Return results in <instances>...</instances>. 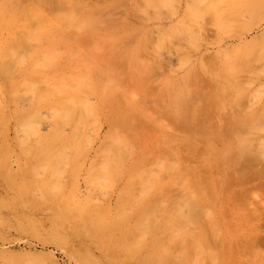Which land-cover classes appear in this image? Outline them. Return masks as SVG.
Instances as JSON below:
<instances>
[{
	"label": "rangeland",
	"instance_id": "374dc122",
	"mask_svg": "<svg viewBox=\"0 0 264 264\" xmlns=\"http://www.w3.org/2000/svg\"><path fill=\"white\" fill-rule=\"evenodd\" d=\"M5 1L0 0L1 52L9 51L14 29L31 31L29 21ZM80 2L96 22L82 21L81 28L65 30L49 23L47 31L51 29L53 37L45 40L43 35L32 41L26 58L25 53L18 55L21 65L15 66L10 77L0 74V264H264V0ZM40 14L46 16L41 9ZM52 42L56 45L55 59L42 66ZM37 59L40 61L35 64ZM78 81L88 82L87 95L82 97L95 117L86 123L64 122L56 128L59 104L54 98H40V92H63L67 87V99ZM183 86L192 89L197 100L189 109L184 108L188 111L178 110L188 114L192 110L190 119L182 114L173 122L168 103L174 97L171 94ZM210 88L213 91L209 93ZM200 91L215 97L227 95L225 104L215 110L207 106L217 116H200L206 106L198 100ZM42 99L47 106L39 103ZM33 109L43 138H50L59 129L67 139L44 149L36 144V138H28L18 117ZM154 110H158L156 114ZM239 116L241 126H249L242 134L251 143L247 154L255 155L256 164L244 154L231 156L222 164L226 157L224 134L233 129V123L238 124L235 118ZM187 127L197 131L192 141L194 151L185 142L170 140L181 137ZM205 142L213 144L216 152L205 156ZM61 145L65 157L72 158H61L50 166L47 159H56L49 153L58 152ZM107 149H119L122 156H112ZM249 150L254 153L249 154ZM198 177L207 179L209 187L206 183L198 187ZM146 179L151 185L146 184L150 185L145 189L148 193H141ZM181 179L187 185L189 181L186 189L179 184ZM132 186L136 194L130 193ZM172 187L177 191L180 187L179 192H173L176 197L181 191L184 197L193 191L206 217L211 213L212 225L202 212L203 217L198 214L202 220L199 227H191L190 232L172 222L176 197L163 198ZM133 196H140L139 204L130 209L136 201ZM165 199L167 204H163ZM157 200L165 205L157 207H163L162 211L155 209ZM188 209L183 210L184 215ZM148 212L154 213L152 217ZM82 216L101 220V227L82 222ZM151 221L156 224L150 228ZM165 239L169 245L163 243ZM174 239H179L176 243L180 245ZM181 245L186 246L183 251Z\"/></svg>",
	"mask_w": 264,
	"mask_h": 264
},
{
	"label": "bare ground",
	"instance_id": "6f19581e",
	"mask_svg": "<svg viewBox=\"0 0 264 264\" xmlns=\"http://www.w3.org/2000/svg\"><path fill=\"white\" fill-rule=\"evenodd\" d=\"M7 4L8 3H11L13 6H14V8L16 9V11L21 15V17L22 18H24L25 20H28L29 21V24H30V26H31V31H26V29H22V30H20V29H14V31H13V33H12V39L10 40V42H9V51L7 52V51H4V52H1L0 51V74H2V75H9V77H10V72L15 68V66H16V68L18 67V65H21L20 64V62L18 61V55L19 54H22V53H25V54H23V56L25 55V58H26V53L28 54L29 52H30V45H31V42L32 41H38L39 39H40V37L41 36H43V35H45V40H47L48 38H52L53 37V34H52V30L50 29L49 31H47V29H48V24L50 23L51 25H56V26H58L61 30H65L66 28H79V26H80V23H82V21H88V22H90V23H93V22H96V19L93 17V16H91L90 15V13L88 12L87 13V11L84 9V7L82 6V3L80 2V0H6L5 1ZM152 2V1H151ZM150 2V3H151ZM159 2H160V0H159ZM148 3V2H147ZM160 4H163V3H161L160 2ZM159 4V5H160ZM158 6V5H157ZM148 7H149V5H148ZM154 7V6H153ZM161 7V6H160ZM12 8V7H11ZM41 10H44V12H45V14H46V16H42L41 14H40V9ZM157 8V11L159 10V8L158 7H156ZM155 8V9H156ZM151 9H152V6H151ZM155 11V10H154ZM155 13V12H154ZM93 14H95V13H93ZM97 14V13H96ZM149 14V13H148ZM156 14V13H155ZM150 15V14H149ZM157 15V14H156ZM141 17V16H140ZM208 19V18H207ZM144 20V19H143ZM88 22H87V24H88ZM84 23V22H83ZM85 24H86V22H85ZM58 28V29H59ZM80 28H81V26H80ZM47 31V32H46ZM161 33L163 32L164 33V30L163 31H160ZM195 32V31H194ZM162 33V34H163ZM161 34V35H162ZM187 34V33H186ZM196 33H194V35H195ZM161 35H159V37H161ZM187 36V35H186ZM187 37H189V36H187ZM175 38H177L178 39V37H176L175 36ZM184 38V37H183ZM190 38V37H189ZM158 39V38H157ZM162 40V39H161ZM180 40H182V39H180ZM184 40H187L186 38H184ZM192 40V39H191ZM151 41H152V39H151ZM54 42V41H53ZM52 42V43H53ZM177 42V41H176ZM175 42V43H176ZM169 43V42H168ZM178 43H180V41H179V39H178ZM157 44V43H156ZM172 44V43H171ZM151 45V44H150ZM190 46V45H189ZM46 47V46H45ZM157 48V47H156ZM169 48H170V46H169ZM164 49V48H163ZM171 49V48H170ZM55 50H56V45L54 46V43L53 44H50L48 47H47V51H45L46 52V55L44 56V60H45V62H40L41 64H42V66H43V64H47V65H49L50 63H52L53 62V60L55 59V57H54V52H55ZM172 50V49H171ZM188 57V56H187ZM20 58H21V56H20ZM40 61V59H37V63H35V64H38V62ZM43 61V60H42ZM181 62H183V61H181ZM122 63H124V62H122ZM40 64V65H41ZM184 64H185V62H184ZM187 64V63H186ZM142 64H140V66H141ZM125 66V65H124ZM192 66H193V64H192ZM122 67H123V65H122ZM145 68V67H144ZM146 68H147V66H146ZM19 69V68H18ZM89 71V70H88ZM22 73V72H21ZM255 73H257V72H255ZM84 76L86 77V75L84 74ZM14 78V77H13ZM16 78V77H15ZM18 79V78H17ZM25 79V78H24ZM79 79H80V77H79ZM81 79H82V77H81ZM36 80V79H35ZM27 81H28V79H27ZM206 82V81H205ZM13 83V82H12ZM16 83H19V82H16ZM33 83V82H32ZM59 83V82H58ZM85 83H88V82H85ZM85 83L83 82V81H78L76 84H72L73 86H72V90H71V95L69 94V98H64L65 96H64V93L65 92H68V88L67 87H65V89H64V91L62 92V91H53V90H51V91H44V92H40L41 93V95L40 94H38V95H40V98H43L44 100H46V99H49V98H54L57 102H58V104H59V110H56V112L55 113H58L57 114V121H58V125H56V128H59L60 126H62V124L64 123V122H84V123H86V122H89L90 121V118L92 117V115H93V108L91 107V105L89 106L88 105V102L82 97V94H86V91H87V88H89V87H85ZM91 83V82H90ZM208 83V82H207ZM206 83V87L208 86V84ZM35 84V83H34ZM37 84V86H38V84H39V82L38 83H36ZM35 84V85H36ZM47 84V83H46ZM92 84V83H91ZM90 84V85H91ZM112 84V83H111ZM180 84H181V81H180ZM43 85H44V83H43ZM65 85V84H64ZM71 85V84H70ZM93 85V84H92ZM12 86V85H11ZM28 86V85H27ZM57 86V85H56ZM189 86V85H188ZM41 90H43L42 89V84H41ZM44 87H45V85H44ZM43 87V88H44ZM93 87V86H92ZM178 87V86H177ZM209 87V86H208ZM214 87V86H213ZM213 87H211V88H213ZM18 88V87H17ZM25 88H28V87H25ZM205 87H203V89H204ZM210 88V90H209V93L211 92V89ZM14 89V88H13ZM39 89V88H38ZM54 89V88H53ZM32 90V89H31ZM205 90H206V88H205ZM176 92L175 93H172L171 95H173V96H171V97H173V99L172 100H170L169 101V103H168V110H169V113H170V115H171V117L173 118H171V120L174 122V121H176L177 119H179L180 118V115H184V114H188L189 112H187L188 110L187 109H184V108H190V106H191V104L195 101V99H196V94H194L193 92H192V89H190L189 87H187V86H183V87H181V88H179L178 90H175ZM213 91V90H212ZM34 92H36V91H34ZM202 92L200 91V93H199V96H198V100L199 99H201V102H203V103H205L204 105H206V106H203L204 107V109H205V107L206 108H208L209 106H211V109H212V107L214 106V110H215V107L216 106H221V104H223L224 102H225V99H224V97H225V93H223V94H218V96L217 97H215V96H211V95H208L209 93H208V91L205 93V94H201ZM34 94V93H33ZM36 94V93H35ZM247 94V93H246ZM87 95V94H86ZM39 97V96H38ZM67 97V96H66ZM226 97H227V95H226ZM30 99V98H29ZM43 99L42 100H40L39 101V103H45L46 104V106L48 105L46 102H44L43 101ZM148 99V98H147ZM27 100V99H26ZM26 100L24 101V102H26ZM197 100V99H196ZM35 102V101H34ZM197 102V101H196ZM225 104V103H224ZM42 105V104H41ZM40 105V106H41ZM245 104H243V106H244ZM39 106V105H38ZM126 105L124 104V107H125ZM208 106V107H207ZM35 107V106H34ZM203 107H202V109H203ZM54 108H56V107H54ZM150 108H152V107H150ZM180 108H183L184 110H187V111H184V112H182V110L181 111H178ZM188 108V109H189ZM219 108V107H218ZM217 108V109H218ZM37 109V108H36ZM43 109V108H42ZM154 109V108H153ZM201 109V110H202ZM204 109L201 111V113H200V116L202 117V115H204L205 114V116L206 115H208V117L210 116H212V114L214 115V116H217V113H215L214 114V112L215 111H213L212 110V112L210 113V111H209V108L208 109H205V111L207 110V111H209L208 113H205V111H204ZM34 110V109H33ZM55 110V109H54ZM133 110V109H132ZM246 110V109H245ZM38 111V110H37ZM41 111V110H40ZM53 111V110H52ZM58 111V112H57ZM95 111V110H94ZM156 110H154V112H155ZM158 111V110H157ZM156 111V112H157ZM192 111V110H191ZM191 111H190V114H191ZM206 111V112H207ZM219 111V110H218ZM39 112V111H38ZM134 112V111H133ZM153 112V111H152ZM156 112H155V114H156ZM246 112V111H245ZM1 113V112H0ZM204 113V114H203ZM209 113H210V115H209ZM163 114H165V112L163 113ZM190 114H188L187 116H188V118L189 117H191L190 116ZM192 115V114H191ZM55 116V115H54ZM94 116V115H93ZM257 116V115H256ZM95 117V116H94ZM124 117V116H123ZM185 117H186V115H185ZM200 117V118H201ZM207 117V116H206ZM224 117V116H223ZM258 117V116H257ZM257 117H255L256 119H257ZM121 118V117H120ZM204 118V117H203ZM240 116L238 117V118H235L236 119V121H235V119L233 120V122L235 121V122H237L236 124V126L234 125L235 123H233V122H231V125H232V123H233V126H235V127H231V128H233L232 130H228L227 132H225V134H224V144H225V152H224V155L226 154V157H223V159H222V164H223V162L226 160V159H228V158H230L231 156H234V155H236V157H237V155L239 156V155H241V154H244V156H248V147L249 146H251V143H248V139H246V137H245V135H244V133L242 134V132H243V130L248 126V125H246L245 127L244 126H241V124H243V121L241 120L242 119V117L240 118ZM182 119L184 120V117L183 118H181V120L180 121H182ZM187 119V118H186ZM190 119V118H189ZM207 119L208 118H206V121H207ZM225 120H226V118H224ZM228 119V118H227ZM237 119H238V121L239 120H241V124H240V121L238 122L237 121ZM244 119V118H243ZM256 119H255V121H256ZM260 119V118H259ZM264 119V118H263ZM18 120H19V125H20V127H22V129L25 131L24 133L26 134H28L27 136H29L28 138H30V137H34V138H36V140H35V142H36V144H39V145H42V146H39V147H43L44 148V146H48V144H50V143H54V142H56V144H57V141H59V142H64L67 138H64V137H62L61 135H60V131H59V129H57L56 131L54 130V134H52L51 136H50V138H43L41 135H40V133H39V129H38V117H37V113H36V111L34 110L32 113L31 112H29V114H20L19 115V117H18ZM139 120V119H138ZM169 120V119H168ZM224 120V121H225ZM229 120V119H228ZM246 120V119H245ZM126 121V123L128 122V120H125ZM170 121V120H169ZM188 121H190V120H188ZM205 121V122H206ZM247 121H248V119H247ZM255 121H253L252 120V122H253V124L255 125V124H258L257 122H255ZM119 123H120V121H118ZM171 122V121H170ZM185 122H187V121H185ZM202 122V121H201ZM226 122V121H225ZM228 122V121H227ZM262 122V121H261ZM260 122V123H261ZM172 123V122H171ZM259 123V124H260ZM82 124V123H81ZM122 124H123V122H122ZM128 125H129V123H127ZM174 124H176V123H174ZM202 124V123H201ZM228 124H230V122L228 123ZM188 125H190V124H188ZM200 125V124H199ZM261 125V124H260ZM264 125V124H263ZM262 125V126H263ZM130 126V125H129ZM186 126V125H185ZM116 127V126H115ZM115 127H113V128H115ZM207 127V126H206ZM205 127V128H206ZM249 127V126H248ZM247 127V128H248ZM118 127H116V129H117ZM186 128V127H185ZM201 128V127H200ZM230 128V129H231ZM259 128H261V126L259 127ZM150 129V128H149ZM151 129H152V127H151ZM182 129V128H181ZM185 130V129H184ZM206 131H207V129H206ZM154 132L155 131H153V134H154ZM195 132H197V131H195V130H193V129H189L188 130V127H187V130H185V131H181V137H174V138H172V139H170L172 142H174V143H177L178 142V140L179 141H181V142H185L187 145H189L190 146V148H191V150L192 151H194L195 149H194V145H193V143H192V141L196 138V136H195ZM260 133V132H259ZM249 135V134H248ZM248 135H246L247 136V138H248ZM251 135V134H250ZM253 135V134H252ZM156 136H158L157 134H156ZM223 136V135H222ZM221 136V137H222ZM254 137V136H253ZM124 138V137H123ZM156 138V137H155ZM112 139V138H111ZM122 139V138H121ZM124 140V139H123ZM123 140H121L122 141V143H123ZM210 140V139H209ZM249 140H250V138H249ZM256 140V139H255ZM111 142H112V140H110ZM113 141H115L114 139H113ZM118 141V140H117ZM68 142V141H67ZM120 142V141H119ZM161 142V141H160ZM170 142V141H169ZM201 142V141H200ZM25 144H27L26 142H24ZM207 142H205V144H206ZM109 144H112V143H109ZM22 145H24V144H22ZM113 145H115V144H113ZM258 145V144H257ZM65 146V145H64ZM168 146V145H167ZM172 147H173V145H171ZM206 147H205V149H204V154H205V156H210V154L212 153V152H214V150H215V147H214V145L213 144H211V143H207L206 145H205ZM256 146V145H255ZM37 147V146H36ZM59 147V146H58ZM58 147H56V148H58ZM61 147L63 148V146L61 145L60 146V150L58 151V152H56V149H55V151H54V153L53 152H51V150H50V152L51 153H49V155L52 157V158H54V159H56V160H53V159H50V161L47 159V161H48V163H50V166H52L51 165V162H55V161H58V160H60L61 158H63V161H64V159H71L72 157H70V158H67L68 157V155H66V157H65V154L64 153H62L63 152V150L61 149ZM77 147V146H76ZM75 147V148H76ZM82 147V146H81ZM48 148V147H47ZM67 148H68V146H67ZM110 148V147H109ZM155 148V147H154ZM181 148V147H180ZM201 148H203V147H201ZM45 149V148H44ZM54 149V148H53ZM64 149H66V147H64ZM68 150V149H67ZM79 150H81V149H79ZM108 150V149H107ZM156 150V149H155ZM30 151V150H29ZM153 151V150H152ZM167 151V150H166ZM199 150H197V152H198ZM250 151V150H249ZM46 152H47V149H46ZM78 152V151H77ZM154 152V151H153ZM215 152H216V150H215ZM253 152V151H252ZM251 151L249 152V154L250 153H252ZM262 152V151H261ZM37 153H40V152H37ZM81 153V152H80ZM108 153L109 154H111L112 156H122V151H120L119 149H112V150H108ZM166 153V152H165ZM167 153H168V151H167ZM166 153V154H167ZM198 153H201L202 154V151L201 152H198ZM254 153V152H253ZM64 154V155H63ZM79 154V153H78ZM123 154L125 155V152H123ZM148 154V153H147ZM170 154V153H169ZM176 154V153H175ZM261 154V153H260ZM171 155V154H170ZM223 155V156H224ZM253 155V156H252ZM251 156H248V158L250 157L251 158V163H252V158H254L255 159V155L254 154H252ZM126 156V155H125ZM173 155H171V157H172ZM176 156V155H175ZM215 156V155H214ZM218 156V158H219V161H220V157H219V155H217ZM244 156H243V159H246V158H244ZM65 157V158H64ZM149 156H147V158H148ZM77 158V157H76ZM172 158H174V157H172ZM240 158V157H239ZM239 158H237V162H238V159ZM247 158V159H248ZM257 159H258V157H256ZM106 159V158H105ZM188 159H190V158H188ZM44 160V159H43ZM52 160V161H51ZM62 160V159H61ZM67 160V161H68ZM101 160V159H100ZM191 160V159H190ZM216 160H217V163H219V165H222L219 161H218V159H217V157H216ZM260 160H262V159H260ZM235 161V160H234ZM234 161H232V162H234ZM245 160H243V162H244ZM249 160H246V163L248 162ZM42 162V161H41ZM54 162L52 163V164H54ZM58 162H60V161H58ZM115 162V161H114ZM230 162V161H229ZM242 162V163H243ZM254 163L253 164H256V162H258V161H256V159L253 161ZM263 162V161H262ZM68 163V162H67ZM109 163V162H108ZM116 163V162H115ZM196 163V162H195ZM235 163V162H234ZM241 163V162H240ZM58 164H60V163H58ZM98 164V163H97ZM107 164V163H106ZM160 164V163H159ZM228 164V163H227ZM55 165V164H54ZM60 165H62V167H63V164H60ZM77 165V164H76ZM95 165V164H94ZM103 165V164H102ZM170 164H168V166H169ZM199 165V164H198ZM240 165V164H239ZM40 166H42L43 167V165H40ZM49 166V165H48ZM65 166V165H64ZM67 166V165H66ZM105 166L106 165H104V168H105ZM167 166V167H168ZM173 167V165H170L169 167ZM231 166H232V164H231ZM46 167H47V165H46ZM53 167H55V166H53ZM60 167V166H59ZM58 167V168H59ZM169 167H168V170L170 171V169H169ZM199 167V166H198ZM223 167H225L224 165H223ZM44 168H45V166H44ZM48 168V167H47ZM164 168H165V164H164ZM175 167H173V169H174ZM112 169V168H111ZM173 169H172V171H173ZM176 169V168H175ZM97 170V169H96ZM107 170V169H106ZM144 170V169H143ZM156 170V169H155ZM45 171V170H44ZM57 171H61L60 169H57ZM57 171H56V173H57ZM63 171V170H62ZM144 171H146V170H144ZM175 171V170H174ZM202 171H204V170H202ZM201 171V172H202ZM55 172V171H54ZM105 173L106 172H108V171H104ZM110 172V171H109ZM178 172V171H177ZM196 172H197V170H196ZM244 172H248V171H244ZM99 173H101V172H99ZM179 173V172H178ZM62 174V173H61ZM106 174H108V173H106ZM105 174V175H106ZM148 174V173H147ZM201 174V173H200ZM243 174V173H242ZM245 174V173H244ZM248 174V173H247ZM102 175H104L103 173L102 174H100V176H102ZM113 175V174H112ZM152 175H153V172H152ZM38 176V175H37ZM98 176V175H97ZM114 176V175H113ZM154 176V175H153ZM178 176H180L179 174H178ZM195 176H196V173H195ZM202 176V175H201ZM92 177V176H91ZM115 178H116V176H114ZM137 177V176H136ZM136 177H133V178H130V179H132V181L134 182V180H135V178ZM149 177V176H148ZM147 177V178H148ZM151 177V176H150ZM149 177V178H150ZM197 177V176H196ZM102 178H103V176L101 177V180H102ZM105 178V177H104ZM112 178V177H111ZM145 178V177H144ZM154 178H155V176H154ZM178 178V177H177ZM199 178V186L198 187H200L201 185H203L204 183H206V185L208 186V185H210V182L207 180V179H203V178H200V177H198ZM138 179V178H137ZM151 179V178H150ZM94 180V179H93ZM108 180V179H107ZM107 180H106V178L104 179V182L106 181L107 182ZM110 180V179H109ZM140 180V179H139ZM152 180V179H151ZM154 180H156V178L154 179ZM154 180H152L153 182H156V181H154ZM255 180V179H254ZM100 181V180H99ZM178 181V180H177ZM176 181V182H177ZM183 181V179H181V181H180V183H179V181L177 182V183H179V184H182V187L184 188V189H186L187 188V186L189 185V181H188V185H187V181L185 182H182ZM251 181V180H250ZM95 182V181H94ZM93 181H92V183H94ZM138 182H141V180L140 181H137V183ZM182 182V183H181ZM192 182H193V180H192ZM148 183H150V180H148V179H146V180H143V186L144 185H146V184H148ZM213 182H211V184H212ZM104 184V183H103ZM131 184H132V182H131ZM135 183H133L132 185L133 186H135L134 185ZM178 184V185H179ZM141 185V184H140ZM150 185H151V183H150ZM150 185L149 186H145V188H142V189H144V191L143 190H141V191H143V192H141V193H144L145 192V189H147L146 187H150ZM171 185V184H170ZM173 186H174V184H172ZM171 185V186H172ZM187 185V186H186ZM133 186H132V189H129L130 190V193L133 191V192H135V188L133 189ZM212 186V185H211ZM213 186H214V183H213ZM225 186V185H224ZM99 187V186H98ZM137 187V186H136ZM160 187V186H159ZM170 187V186H169ZM209 187V186H208ZM161 188V187H160ZM174 187H172V188H170L169 189V193H167V195H165L164 194V196L165 197H163V198H166L167 196H168V198L171 196V197H176L175 195L177 194V193H173V192H175V191H177V190H175V189H178V188H174V190H172ZM211 188V187H210ZM213 188V187H212ZM50 189V188H49ZM98 189V188H97ZM149 189V188H148ZM147 189V190H148ZM151 189H152V187H151ZM151 189L149 190V191H151ZM162 189V188H161ZM128 189H127V193H128V191H129ZM191 190H192V188H191ZM51 191V190H50ZM172 191V192H171ZM180 191V187H179V190L177 191V192H179ZM193 192V191H192ZM189 193V195H185V197L183 196L184 195V193L182 194V191H181V196L178 194L177 195V199L176 198H173L174 200H175V202H176V204H174L175 206H174V208H175V211L173 212V214H172V216H171V221L172 222H174V223H176L177 224V226L180 228V229H182V227L184 226V228H187V229H189L188 231L190 232V231H192V230H190V228L191 227H193V226H197V227H199L198 225H199V223H201V219H199L198 217H199V215H200V217H203V216H201V212H202V209H203V207H202V203L200 202V200H198V198L195 196V194H193V193ZM137 193H138V191H137ZM145 193H148V192H145ZM135 194H136V192H135ZM170 194V195H169ZM174 194V196H172ZM124 195V194H123ZM139 195V194H138ZM208 195V194H207ZM75 196V195H74ZM152 196V195H151ZM199 196V195H198ZM241 196V195H240ZM63 197V196H62ZM69 197V196H68ZM123 197V196H122ZM133 197H136V196H133ZM138 197L140 198V196H137L136 197V201L135 202H133V203H131L132 204V206H130V209L132 208V209H134L135 208V206H133L134 204L136 205V204H139V199H138ZM200 197V196H199ZM124 198H126V197H124ZM168 198H166V199H168ZM202 198V197H201ZM239 198V197H238ZM48 199V198H47ZM71 199V198H70ZM165 199V201L163 200V204H167L166 202H167V200ZM170 200L172 199V198H169ZM172 199V200H173ZM72 200V199H71ZM130 201V200H129ZM158 202V205L156 204V207H155V209H157V207L159 206L160 207V205L162 206L163 204L161 203V201L160 200H157ZM160 201V202H159ZM61 202V201H60ZM243 202V201H242ZM84 203V202H83ZM161 203V204H160ZM76 204V203H75ZM82 204V203H81ZM80 204V205H81ZM85 204V203H84ZM77 205V204H76ZM83 205V204H82ZM59 206V205H58ZM90 206V205H89ZM92 206V205H91ZM163 206H165V205H163ZM167 206V205H166ZM241 206V205H240ZM71 207V206H70ZM81 207V206H80ZM161 208H163V207H161ZM157 209V210H161L162 211V209ZM186 208V210H187V208H189L188 210H189V212H187L188 214L187 215H184V212H183V210ZM86 209V208H85ZM96 209V208H95ZM154 209V210H155ZM164 209V208H163ZM63 210V209H62ZM153 210V209H152ZM168 210V209H167ZM173 210V208H171V211ZM208 210V209H207ZM131 211V210H130ZM156 211V210H155ZM199 212H200V214H199ZM102 213V212H101ZM150 213H151V217H152V215L154 214V213H152V212H148V214H149V216H150ZM156 213V212H155ZM190 213V214H189ZM203 213V212H202ZM127 214H129V212L127 213ZM199 214V215H198ZM209 214H211V213H209ZM209 214H207L208 216L206 217V215H205V213H203V215H205V217L208 219V221L211 219L210 218V216H209ZM82 215H83V213H82ZM156 215H158V213L156 214ZM198 215V216H197ZM164 216H166V215H164ZM253 216V215H252ZM159 217V216H158ZM163 217V216H162ZM110 218V217H109ZM166 218V217H165ZM210 218V219H209ZM112 219V218H111ZM143 218L142 217H140L139 218V221L140 220H142ZM202 219H205V218H202ZM170 220V219H169ZM212 220V219H211ZM1 221V220H0ZM81 221L82 222H84V223H87V224H90L91 222H94V223H96L97 225H98V227H101L100 225H101V223H102V221L101 220H99V221H93V220H91V219H89L88 217H86V216H82V218H81ZM144 221V220H143ZM206 221V223L208 222L207 220H205ZM204 220H203V222H205ZM19 223V222H18ZM209 223H210V221H209ZM138 224H141L140 222L138 223ZM156 224V222L155 221H151L150 223H149V226H150V228L151 227H153L154 225ZM204 224V223H203ZM211 224V223H210ZM121 225V224H120ZM142 225H145V224H142ZM148 225V224H147ZM205 225V224H204ZM212 225V224H211ZM67 226V225H66ZM182 226V227H181ZM206 226V225H205ZM208 226V225H207ZM206 226V227H207ZM212 227V226H211ZM148 228V227H147ZM67 229V228H66ZM174 229V228H173ZM215 229V228H214ZM177 230V229H176ZM68 231V230H67ZM149 231V230H148ZM175 231V230H174ZM186 231V230H185ZM185 231H183V232H185ZM168 232V231H167ZM182 232V231H181ZM182 232V233H183ZM200 232V231H199ZM198 232V233H199ZM142 233V232H141ZM175 233H176V231H175ZM192 233V232H191ZM205 234L207 233V231L205 230V232H204ZM144 234V233H143ZM168 234H169V232H168ZM172 235H173V232L171 233ZM177 234H179L178 232H177ZM185 234H186V236H187V232H185ZM141 235V234H140ZM193 235V233L191 234V236ZM197 234H195V238L197 239V236H196ZM103 236V235H102ZM127 236V235H126ZM166 236H168V235H166ZM170 237H171V239H172V236L171 235H169ZM185 236V235H184ZM183 236V237H184ZM206 236V235H205ZM72 237H74V236H72ZM71 237V238H72ZM84 237V236H83ZM122 237V236H121ZM142 237V236H141ZM182 237V238H183ZM193 238H194V236H192ZM199 237H201L200 236V234H199ZM207 237V236H206ZM164 238V237H163ZM174 238H176V237H174ZM194 238V239H195ZM213 238V237H212ZM143 239H145V237L143 238ZM167 239V238H166ZM166 239L163 241V243H165V245L167 244V245H169L168 243H166L165 241H166ZM184 239H185V237H184ZM201 239V238H200ZM121 240V239H120ZM123 240V239H122ZM170 240V239H169ZM173 240V239H172ZM175 240V239H174ZM177 240V239H176ZM175 240V243L177 242H179V239H178V241H176ZM188 239H186V241H187ZM183 241V240H182ZM202 241V240H201ZM200 241V242H201ZM187 242H189V240L187 241ZM196 242V240L194 241L193 240V244ZM130 243V242H129ZM176 243V244H177ZM127 244V243H126ZM131 244V243H130ZM173 244V243H172ZM190 244V243H189ZM249 244V243H248ZM175 245V244H174ZM173 245V246H174ZM177 245H180V243L179 244H177ZM176 245V246H177ZM197 244H195V246H196ZM184 246V245H183ZM167 247V246H166ZM171 247H172V245H171ZM177 247H179V246H177ZM177 247L175 248L174 247V249H177ZM181 247V250L183 251L184 249V247H186V246H184L183 248H182V245L180 246ZM188 248H190L189 246H187ZM198 249V248H197ZM178 250V249H177ZM180 250V249H179ZM185 251H186V249H185ZM162 256H163V254H162ZM161 256V257H162ZM140 257V256H139ZM129 258H132V257H129ZM174 259V258H173ZM103 261V260H102ZM170 261H172L173 262V260H170ZM177 262V261H176ZM175 261L173 262V264H184L183 262H177L176 263Z\"/></svg>",
	"mask_w": 264,
	"mask_h": 264
}]
</instances>
